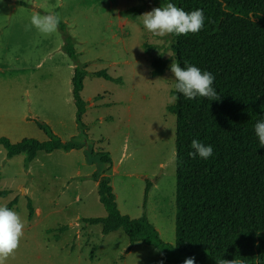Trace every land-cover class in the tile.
I'll return each instance as SVG.
<instances>
[{
    "label": "rangeland",
    "instance_id": "obj_1",
    "mask_svg": "<svg viewBox=\"0 0 264 264\" xmlns=\"http://www.w3.org/2000/svg\"><path fill=\"white\" fill-rule=\"evenodd\" d=\"M159 6L160 0H0V133L12 140H46L34 119L65 140L77 133L73 64L62 49V34L57 28L45 35L31 25L34 14L55 13L87 64L81 94L88 143L121 158L123 171L132 174L113 177L116 201L130 216H141L145 178L136 174L148 172L147 217L161 239L173 243L175 115L167 106L173 104L175 60L170 35H154L142 23V15ZM134 7H142L136 16L121 13ZM158 57L168 62L152 76L151 61ZM100 70L120 81L92 74ZM17 128L23 130L14 133ZM60 153L40 151L27 174L23 155L8 160L0 145V205L14 199L11 209L25 221L19 247L6 264H172L160 260L153 246L130 245L121 229L103 235L100 224H84L81 218L106 214L94 180L84 175L96 164ZM77 166L82 175L69 180ZM28 185L29 193L20 187ZM28 200L40 209L31 218Z\"/></svg>",
    "mask_w": 264,
    "mask_h": 264
},
{
    "label": "trees",
    "instance_id": "obj_2",
    "mask_svg": "<svg viewBox=\"0 0 264 264\" xmlns=\"http://www.w3.org/2000/svg\"><path fill=\"white\" fill-rule=\"evenodd\" d=\"M160 1L162 7L171 2L188 12L203 10L204 27L194 34H170V49L181 67L190 64L210 72L214 76L212 87L219 96L217 100L200 96L190 100L174 88L173 94L179 99L167 106L175 115L173 243L161 239L146 215L150 179H145L142 215L132 218L120 212L109 175L110 153L89 145L83 122L86 102L81 92L89 74L87 64L79 60L75 39L61 20L62 49L73 64L71 95L77 133L62 140L47 123L34 119L46 140L24 137L12 142L0 136V145L7 158L24 155L25 166L38 151L83 149L86 160L96 164L89 178L97 182L106 215L80 220L100 224L103 235L121 229L130 245L140 241L153 246L160 260L172 264H184L189 257H195V264H216L221 258L264 264V146H260L254 130L256 122L264 120V0ZM141 11L142 7H134L121 13L136 16ZM249 13L256 14L255 23L250 22ZM167 62L161 57L153 59L152 76L161 74ZM92 74L120 81L104 70ZM193 139L211 145L212 156L189 157ZM15 203L13 199L6 206L11 209ZM27 208L31 218L34 209L30 200Z\"/></svg>",
    "mask_w": 264,
    "mask_h": 264
},
{
    "label": "clouds",
    "instance_id": "obj_3",
    "mask_svg": "<svg viewBox=\"0 0 264 264\" xmlns=\"http://www.w3.org/2000/svg\"><path fill=\"white\" fill-rule=\"evenodd\" d=\"M142 23L144 27L157 36L170 34L188 35L197 33L204 27V13L202 9L185 11L183 8L169 2L165 6L156 7L144 13ZM249 20L255 23L256 14L249 13ZM60 23L59 16L49 13L41 16L39 13L31 17V25L36 27L42 34H51L56 31ZM170 71L176 83L175 91L187 99H194L197 96L206 97L210 100H217L219 96L213 89L214 76L208 71H202L195 65L187 64L181 67L179 63L172 62ZM179 95H173L170 103H175ZM255 133L259 139L260 146H264V120L257 121L254 126ZM192 151L189 157L208 159L213 154L211 145H205L197 139L191 142ZM25 221L16 211L9 209L6 205H0V264H6L9 256L13 255L19 247L20 239L24 235ZM184 264H195V257L184 260ZM216 264H242L236 259L221 258Z\"/></svg>",
    "mask_w": 264,
    "mask_h": 264
},
{
    "label": "crops",
    "instance_id": "obj_4",
    "mask_svg": "<svg viewBox=\"0 0 264 264\" xmlns=\"http://www.w3.org/2000/svg\"><path fill=\"white\" fill-rule=\"evenodd\" d=\"M119 17H120V15H118ZM70 67H71V70H72V74H73V65H70ZM72 74H71V77H72ZM25 120H27V118H25ZM23 129H19V128H17V130H14V133L15 132H19V131H22ZM55 132H57L56 130H54ZM2 133V132H1ZM0 133V136H3V135H5V136H8L9 137V134H1ZM21 133H23V132H21ZM58 133V132H57ZM59 134V133H58ZM60 135V134H59ZM73 135H76V134H72L71 136H73ZM22 136H23V134H22ZM10 138V137H9ZM22 138H24V136L23 137H21L20 136V138H15V139H11L12 141H14V142H16V141H18V140H21ZM61 139L62 140H65L64 138H62L61 137ZM63 152V153H60V154H63V156H69V155H71V156H73V157H78L79 159H80V161H86V158H85V154H84V151H83V149H71V150H68V151H65V150H62V149H57V150H54V151H52V152H50V153H47V154H49L48 156H51V155H53V154H57V153H59V152ZM39 152L40 151H38L37 152V155H36V157L32 160V161H30L28 164H27V166L25 167V172L27 173V174H30L31 172H32V164H33V162L38 158V154H39ZM109 152V151H108ZM110 153V152H109ZM19 155V154H18ZM5 156H6V151H5ZM16 156V155H15ZM15 156H13V157H15ZM110 156H111V159H112V168H111V170L109 171V175H110V178H111V185H112V188H113V192H114V194H115V196H116V200H117V194L115 193V191H114V185H113V177H115L116 175H119V176H130V175H132V174H128V173H126V172H124L123 171V168L121 167V162H122V159L121 158H118V159H116V158H114V156L112 155V154H110ZM13 157H11V158H7L8 160H11ZM23 161H24V155H23ZM82 161V162H83ZM93 165V164H92ZM80 166H77L76 167V170H75V172H74V174H73V176H71V177H69V180H72L73 178H77V177H79V176H81L82 174H81V172L79 171V168ZM96 169V168H95ZM94 169V170H95ZM93 170V171H94ZM92 171V172H93ZM91 172V173H92ZM91 173H88V174H84L85 175V177H89V175L91 174ZM136 175H138V176H142L143 178H147L150 174H148V172H139L138 174H136ZM95 182V181H94ZM31 185H28V186H20V187H23V188H25L26 190H27V193H29V187H30ZM95 186H96V190H97V182H95ZM152 186V185H151ZM94 187V186H93ZM144 190H145V188H144ZM150 190V189H149ZM148 194H149V191H148ZM143 197H144V192H143ZM147 197H148V195H147ZM76 198H78V196H76ZM142 202H143V198H142V201H141V204H142ZM117 206H118V208H119V210H120V212L121 213H123V214H126V215H128V216H130V214H129V212H128V210H126V211H123L121 208H120V206H119V203H118V201H117ZM146 209H147V199H146ZM38 212H40V209H38V208H36L35 207V209H34V214L35 213H38ZM106 215V214H105ZM147 215V214H146ZM130 217H133V218H135V217H138V216H130Z\"/></svg>",
    "mask_w": 264,
    "mask_h": 264
}]
</instances>
